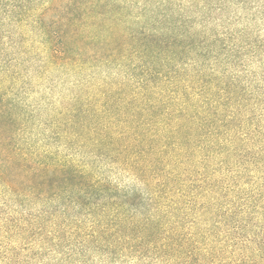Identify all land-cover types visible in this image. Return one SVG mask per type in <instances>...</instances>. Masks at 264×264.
Masks as SVG:
<instances>
[{"label":"trees","instance_id":"trees-1","mask_svg":"<svg viewBox=\"0 0 264 264\" xmlns=\"http://www.w3.org/2000/svg\"><path fill=\"white\" fill-rule=\"evenodd\" d=\"M0 264H264V0H0Z\"/></svg>","mask_w":264,"mask_h":264}]
</instances>
